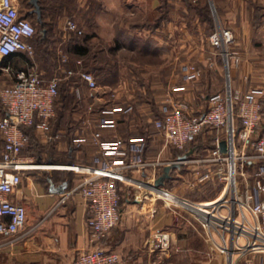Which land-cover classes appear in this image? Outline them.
<instances>
[{
	"label": "crops",
	"instance_id": "1",
	"mask_svg": "<svg viewBox=\"0 0 264 264\" xmlns=\"http://www.w3.org/2000/svg\"><path fill=\"white\" fill-rule=\"evenodd\" d=\"M73 1L75 6L70 13L62 10L57 14H74L79 10L83 14L85 25L92 22L93 27L90 30L81 29L86 35L79 36L77 41L83 45H97L99 53L107 56L112 68H116V75L111 76L112 81H101L97 79L99 74L90 70L96 75V88L100 91L88 88L77 78L79 96L71 94L73 83L66 79L68 76L60 75L58 83L64 86L68 94L54 95V112L49 118V132L57 133V136L45 137L34 127L33 131L39 144L50 141L48 149L31 147L20 151L31 159L32 164L20 170V180L7 196L24 206L25 219L15 233L0 235V264H69L80 250L92 244L105 250L116 251L119 260L113 264H227L226 256L213 246L191 211L169 203L164 196L155 195L149 185L150 176L160 173L162 165L129 170L131 175L143 178L139 185L125 181L117 182L119 219L96 241H88L84 224L88 213L86 199L78 191L72 190L56 203L63 191L82 173L63 164L90 163L93 155L98 153L96 145L90 139V131L96 127L94 118L100 114L99 106L106 103L103 89L116 87L119 98L126 100L128 98L123 96L125 94L121 93V89L127 83L132 84L133 86L127 87V96L135 100V107L126 112H115L117 122L113 126L99 127L102 136L144 134L143 155L146 158H171L178 155L176 148L164 144L160 132L149 123V114L153 112V116L158 113L159 104L165 98L166 83L172 81L182 84L179 89L173 91V95L184 98L192 110L198 111L203 108L200 106L201 102H198L202 90L206 88L208 92L212 91L221 78L217 63L214 67L205 64L204 49L198 48L195 43L182 47L184 42L181 36H178L181 32L176 34L179 42L177 47L173 48L171 56L166 54L165 44L161 42L166 30H174L177 27L179 30L183 29V17L186 20L189 18L192 29L199 32V29L204 27L196 14H164L159 23L151 27L147 22L157 14L160 0H150L152 14L142 21L139 19L138 22L121 21L122 18H127L126 15L120 14L122 0ZM243 1L246 3L253 0H212V3L216 9V20L232 31L231 50L238 55V62L230 66V83L244 91L251 86L264 87V10L252 22V14L246 11ZM176 21L178 24H175ZM78 25L81 28L80 23ZM132 33L149 36L151 46L156 49V60H136L129 55L132 47L123 42L122 36ZM90 34L95 36L94 40H89ZM168 34L169 32H166V35ZM73 35L75 33L72 31L62 30L60 41L62 49L69 56L64 65L76 68L80 67L81 58L78 55L71 56L74 51L72 43L70 44L73 42ZM251 36L254 41L252 59L245 54L251 50V47L246 49L249 46H246V41ZM108 41L118 42L117 52H113L108 46ZM75 57L80 58V64L73 62ZM187 60L201 67V74L197 78L183 79L181 63ZM57 61L58 56L53 61L49 74L54 70ZM104 65L106 67V64ZM103 71L110 72L102 70L100 74H103ZM72 75L74 77V74ZM259 100L260 118L257 126H262L264 99L260 96ZM79 134H83L84 138L75 143L73 138ZM200 134L202 135L203 131ZM175 167L168 168L169 176L164 177L160 184L185 196L181 186L193 187L197 184L188 182L192 178L188 168ZM172 181L179 183L174 184ZM216 192L217 189L213 194ZM155 231L167 232L169 245L166 249L151 245ZM257 258L255 255L254 260Z\"/></svg>",
	"mask_w": 264,
	"mask_h": 264
},
{
	"label": "built area",
	"instance_id": "2",
	"mask_svg": "<svg viewBox=\"0 0 264 264\" xmlns=\"http://www.w3.org/2000/svg\"><path fill=\"white\" fill-rule=\"evenodd\" d=\"M33 30L31 22L18 13L17 0H0V55H30L33 45L29 38ZM62 30L81 32L70 16L64 17ZM206 40L209 49L204 56L205 64L214 67L218 58L225 75L222 87L204 94L205 106L194 111L188 101L173 95L182 84L167 82L165 98L158 113L151 117V124L160 132L162 142L171 147L184 149L187 140L203 130L212 135L209 145L200 149L190 146L180 157L178 154L171 158H146L144 134L102 136L99 127L113 126L117 122L115 112H126L132 107L130 101L119 98L116 87L102 90L106 103L99 106L100 114L94 118L96 127L90 131L98 153L90 163L63 164L82 173L56 202L72 190L86 199L88 213L84 224L88 241L98 240L119 219L117 182L136 185L143 182V178L131 175L129 170L175 162V168L189 169L190 184L216 182L217 192L210 198L190 199L161 184L154 185L152 174L149 185L155 195L191 211L213 246L226 256L227 264H264V125L257 126L259 98L264 99V87L251 86L243 91L231 85L229 67L238 62V55L230 48L233 33L229 27L215 21ZM57 56L49 75L30 64L14 68L12 79L0 84V235L15 233L25 219L24 206L7 196L19 182L20 170L32 164L20 152L27 139L20 124L34 121V127L45 137L57 136L49 132V118L54 112L53 98L61 74H76L88 88L100 91L90 70L64 65L69 56L63 49L57 50ZM73 62L80 64V58H73ZM181 70L185 80L201 74V67L191 60L182 62ZM71 89L75 96L80 95L78 84H72ZM83 138L79 134L73 139L78 143ZM221 138L223 149L218 145ZM151 245L166 249L167 232L155 231ZM255 255L258 261L254 260ZM118 260L116 251L92 244L80 250L69 264H113Z\"/></svg>",
	"mask_w": 264,
	"mask_h": 264
},
{
	"label": "rangeland",
	"instance_id": "3",
	"mask_svg": "<svg viewBox=\"0 0 264 264\" xmlns=\"http://www.w3.org/2000/svg\"><path fill=\"white\" fill-rule=\"evenodd\" d=\"M122 2L123 3L120 4L121 5L120 14H124L127 16V18H122L121 20L122 22H125L127 20L128 21L131 20L135 22H138L140 20L142 21L144 18L149 17L152 14L153 10H152L150 0H122ZM206 2H207L208 9L212 16V21L214 24V22L217 21L215 17L216 9L212 3V0H210V2L209 0H206ZM166 3L169 4V6L166 9L165 14H193L187 11L183 1L181 0H167ZM243 4H246V11L249 14H258L260 10L262 11L264 10V7H260L259 5H257V1L255 0L248 1L246 3L243 1ZM65 16H70L78 24L80 23L82 30L85 29L86 31H88L90 30V28L93 27L92 22L91 24L86 23V25L83 23V18H82L83 14L79 10L75 11L74 14H46L45 17L49 18V21H48L49 23L47 24V26L49 27V30L47 31L48 35L44 43H38V44L34 43L33 50L30 55L24 54V53L12 54L10 56H7L3 60L1 59V56H0V84L7 83L12 79L14 68H18V67L25 68V67H29L30 64L35 65L36 68L41 70L44 75L49 74V72L52 70L53 61L55 60L57 56V50L58 49L60 50L63 47L62 42L60 41V32L62 31V22ZM186 16L189 17V15H186ZM182 22H183L182 24L183 29L179 30V28L177 27L174 30L170 29V30L165 31V36L162 37L163 41L161 42H164L165 44V52H167L166 54L168 56H171V54L173 53V48H176L177 42H179L178 36H181V40L184 42V45H182V47H184L185 45H189L190 43H195L199 46L198 48L204 49L203 53L205 56V54L207 53V49H209V46L206 40V35L210 29L205 30L204 28H202V29H199V32H196L192 29V25L190 23L191 21L189 20V18L186 20L183 17ZM175 24H178V22L176 21ZM166 32L167 33L169 32V34L166 35ZM179 32H181L180 35L176 36V34ZM88 37H89V40H94L95 38V36L92 34H90ZM232 43L233 42H231V45ZM253 43H254L253 37L251 36L246 41V46L249 45L246 47V49H249L251 47V50L245 53L247 57L251 59H252V54H253V51H252ZM117 45H118L117 41L116 42L108 41V46H110L113 49V52H117L116 51ZM231 45H230V48H232ZM218 61L219 60L216 57V63L219 65ZM250 63L252 64V61H250ZM230 68L231 67H229V72H230ZM219 72L221 74V78L218 82H216L218 84L215 83L216 85L213 87L214 89L221 88L223 85V80H224L225 75L223 74L221 67H220ZM131 85L132 84H128V83L125 84L124 88L121 89V93L125 94L123 96L124 97L126 96V98H128L126 100L130 101L131 106L133 108L135 107V103H134L135 100L134 99L131 100L132 97L127 96L128 88L131 87ZM206 93H208V90L205 88L204 90H202L201 94L198 97L199 98L198 102H201V105H200L201 107L205 106L206 101H205L204 94ZM152 113L153 112L149 114L150 124H151ZM206 136H207V132L203 130L202 136L201 137L200 135L198 136V141L200 140V142L202 143L206 142L205 140ZM196 146L198 145L196 144ZM172 182L174 184L179 183L178 181H172ZM215 183L202 182V183H198L197 185L193 187H187L186 185H182L181 189H182V193L190 199H206V198L213 197L215 195L213 193L215 189H217V187L219 186L218 183L216 184ZM260 264H262V262Z\"/></svg>",
	"mask_w": 264,
	"mask_h": 264
},
{
	"label": "trees",
	"instance_id": "4",
	"mask_svg": "<svg viewBox=\"0 0 264 264\" xmlns=\"http://www.w3.org/2000/svg\"><path fill=\"white\" fill-rule=\"evenodd\" d=\"M39 6V15L37 16L36 12L32 9V3L30 0H17V11L19 14L25 16L32 24L33 26V34L29 38L32 45L34 43H44L47 39V31L49 30V27L47 24L49 23V18H46V14H57L61 12L62 10L71 12L74 9V1L73 0H36ZM167 0H160L159 10L157 14H155L148 22L147 24L149 26H153L157 23H159L160 19L163 18L166 9L168 8L169 4L166 3ZM183 1L186 9L188 12H191L193 14L197 15L198 21L201 25L205 28V30H209L213 26L212 16L209 12L208 5L206 0H181ZM257 5L260 7H264V2H257ZM262 13V10L258 14H252L251 21L254 22L256 20V17L259 16V14ZM74 33V32H73ZM86 33L79 32L75 33V35L71 36V40L73 39L72 43L74 51L71 52V56L78 55L81 58V65L80 68L91 70L93 73L99 74L97 76V79L101 81H112L111 76L116 75V68H112L111 64L109 63L108 57L104 56L99 53V49L97 48V45H83L79 43L77 38L79 36H85ZM123 42H125L127 45H131L132 51L129 52V55L133 57L136 60H146V61H153L157 59L156 55V49L151 46V40L149 39V36L147 35H137V34H124L122 36ZM67 48V47H65ZM13 53H8L4 55H0L1 59L3 60L7 56L12 55ZM22 54V53H21ZM106 64V67L105 65ZM106 68V69H105ZM112 69V70H111ZM102 70H110L109 73L100 74ZM96 76V75H95ZM94 76V77H95ZM78 76L74 74V77L72 74L68 76L66 79L68 81H72L73 84H79L77 80ZM79 79V78H78ZM56 93L58 95H65L67 91H65L64 86L59 85L57 83V90ZM68 94V93H67ZM73 94V91L71 92ZM56 95V94H55ZM55 97V96H54ZM55 104V99L53 98V106ZM56 106V105H55ZM35 120V118H33ZM34 122V121H33ZM26 123V124H20L21 129L27 134V139L25 143L22 145L21 150H28L31 147H34L35 149H41L45 148L48 149V145L50 143H44L39 144L36 141V136L34 134L33 128L34 124ZM202 136L199 133H197L193 139L187 140L185 143V148H176L177 154L183 153V151L193 145H198L199 148H202L205 145H209L212 142V135L207 134L206 136V142H200L198 141V136ZM196 141V143H195Z\"/></svg>",
	"mask_w": 264,
	"mask_h": 264
},
{
	"label": "water",
	"instance_id": "5",
	"mask_svg": "<svg viewBox=\"0 0 264 264\" xmlns=\"http://www.w3.org/2000/svg\"><path fill=\"white\" fill-rule=\"evenodd\" d=\"M30 1L32 3V9L36 12V14L38 16L39 15V6H38L37 1L36 0H30ZM209 2H210V0H209ZM218 145H219L220 149H223V147H224V140L222 138L218 141ZM183 154L184 153L179 154L178 157L182 156ZM174 165H176L175 162L166 163V164L162 165L161 172L158 173L153 178V184L154 185H157V184L162 183L163 182V178L169 176L168 168L169 167H172Z\"/></svg>",
	"mask_w": 264,
	"mask_h": 264
}]
</instances>
